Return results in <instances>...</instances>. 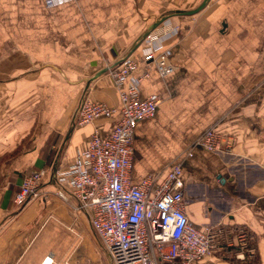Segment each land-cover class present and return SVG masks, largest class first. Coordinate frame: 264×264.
<instances>
[{"label": "crops", "instance_id": "crops-1", "mask_svg": "<svg viewBox=\"0 0 264 264\" xmlns=\"http://www.w3.org/2000/svg\"><path fill=\"white\" fill-rule=\"evenodd\" d=\"M200 2L0 0V264H110L60 171L94 127L105 133L118 115L78 123L79 100L119 108L107 70L137 58L140 35L162 17L181 27L162 43L173 71L159 75L151 62L138 63L122 82L135 84L139 98L160 99L134 123L129 180L179 161L188 221L243 227L264 264V0H207L196 13H174ZM208 125L229 139L228 149L194 144L183 154ZM40 167L36 196L14 205L21 176ZM51 217L81 227L78 246L59 249L44 225ZM224 244L189 264H232L223 256L234 244Z\"/></svg>", "mask_w": 264, "mask_h": 264}, {"label": "built area", "instance_id": "built-area-1", "mask_svg": "<svg viewBox=\"0 0 264 264\" xmlns=\"http://www.w3.org/2000/svg\"><path fill=\"white\" fill-rule=\"evenodd\" d=\"M66 1L42 0L46 5ZM179 28L178 23H159L145 35L144 47L137 58L126 59L116 68L108 69L120 100L119 108L81 98L76 109L78 123L118 114L105 133L94 127L85 148L60 171L71 187L75 208L83 209L88 215L90 227L110 257V264H189L209 255L215 247L225 250L224 242L236 246L233 254L237 259H243L245 251L252 250L250 237L243 227L237 226L234 230L209 225L198 228L188 221L182 204L184 183L179 161L150 172L136 183L129 180L134 123L153 114L160 99L152 95L139 98L135 84L124 88L122 82L138 63L151 62L159 75L171 73L174 67L161 41ZM145 76L146 71H143L137 80ZM228 142L226 136L208 125L191 140L183 154L192 155L194 144L220 152L224 146L228 149ZM44 171L42 167L35 168L21 176L12 197L14 205L21 206L25 200L36 196ZM262 180L264 196V174ZM56 193L65 198L62 191ZM75 264L101 263L87 258Z\"/></svg>", "mask_w": 264, "mask_h": 264}, {"label": "rangeland", "instance_id": "rangeland-1", "mask_svg": "<svg viewBox=\"0 0 264 264\" xmlns=\"http://www.w3.org/2000/svg\"><path fill=\"white\" fill-rule=\"evenodd\" d=\"M196 7V6H195ZM194 8V7H193ZM192 9V8H189ZM164 22V20L160 21L159 23ZM166 22V21H165ZM173 23H178L179 27H180V23L179 22H173ZM163 24V23H162ZM154 28L149 29L148 31L152 30ZM181 30V27L177 30V32H175L173 35L177 34L179 31ZM147 31V32H148ZM147 34V33H146ZM145 34V35H146ZM173 35L169 36V37H173ZM167 37V38H169ZM145 38V36H144ZM144 38L141 40L142 43H144ZM166 39V38H165ZM163 39L161 42L163 43V41L165 40ZM108 72V70H107ZM221 133V132H220ZM197 136V135H196ZM195 136V137H196ZM194 138V137H193ZM192 138V139H193ZM191 139V140H192ZM189 146V144L187 145ZM174 163V162H172ZM45 226L51 228L53 230V240L55 244H58V247L60 250L63 249H69V247H71L72 245H76L78 246V240L80 241V235L81 233H83L81 227H77L74 224L71 223H67V221H61L60 219L56 218V217H51L47 220V222H45L44 224ZM76 226V227H75ZM78 229H81V231H78ZM52 240V241H53ZM223 243V242H221ZM220 243V244H221ZM225 243V242H224ZM83 244V243H82ZM223 245V244H222Z\"/></svg>", "mask_w": 264, "mask_h": 264}, {"label": "trees", "instance_id": "trees-1", "mask_svg": "<svg viewBox=\"0 0 264 264\" xmlns=\"http://www.w3.org/2000/svg\"><path fill=\"white\" fill-rule=\"evenodd\" d=\"M248 235V233H247ZM253 241H249V246L252 248V251H245V255L243 259H237L233 251L236 249L235 245L227 246V249H231L229 254H224L223 258H225L227 261H230L232 264H258V257L256 251L253 250ZM222 257V256H221Z\"/></svg>", "mask_w": 264, "mask_h": 264}, {"label": "water", "instance_id": "water-1", "mask_svg": "<svg viewBox=\"0 0 264 264\" xmlns=\"http://www.w3.org/2000/svg\"><path fill=\"white\" fill-rule=\"evenodd\" d=\"M206 1H207V0H201V2H200L196 7L192 8V9H187V10H184V11H183V10H174V13H175V14H179V15H187V14H193V13H196L198 10L201 9V7H203V6L205 5ZM165 18H166V17H162V18H160L157 22H154L153 24H151L150 27L153 28V27L157 26V25L159 24V22L162 21V20H164ZM149 29H150V28L148 27V29L145 30V32H144L142 35H140V38H139L137 44H139V42L144 38L145 34L147 33V31H148ZM93 77H94V76H93Z\"/></svg>", "mask_w": 264, "mask_h": 264}]
</instances>
